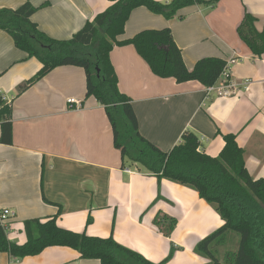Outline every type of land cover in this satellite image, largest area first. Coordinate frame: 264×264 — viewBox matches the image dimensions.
Masks as SVG:
<instances>
[{"label": "crops", "instance_id": "crops-1", "mask_svg": "<svg viewBox=\"0 0 264 264\" xmlns=\"http://www.w3.org/2000/svg\"><path fill=\"white\" fill-rule=\"evenodd\" d=\"M27 1L37 7L32 21L61 40L70 39L112 3L0 0V8L16 9ZM247 11L257 17L261 31L264 0H221L214 8L194 4L171 19L138 7L119 37L170 28L190 69L203 57L226 61L244 57L248 62L231 70L235 79L250 81L237 95L223 98L207 94L198 80L179 83L173 77H160L133 44L116 46L110 57L119 88L132 98L140 132L147 139L169 151L190 130L200 138L203 151L218 156L225 146L223 134L235 133L250 175L259 179L264 178V54L255 57L237 33ZM41 67L36 57H29L0 29V93L11 102L14 135L12 145L0 142V209L13 212L8 219V233L14 236L10 238L24 242L22 221L56 215L61 208L58 223L67 229L103 237L113 234L119 243L154 262L164 260L173 245L175 254L164 264L178 256L183 264H205L195 246L224 223L215 205L192 187L158 179L140 166H122L104 106L95 97H86L83 68L57 67L18 94ZM69 98L81 106L71 107ZM164 217L176 221L171 230ZM0 264L101 262L82 258L72 247L49 246L22 259L0 251Z\"/></svg>", "mask_w": 264, "mask_h": 264}, {"label": "trees", "instance_id": "trees-1", "mask_svg": "<svg viewBox=\"0 0 264 264\" xmlns=\"http://www.w3.org/2000/svg\"><path fill=\"white\" fill-rule=\"evenodd\" d=\"M111 1L93 21H87L65 40L50 37L39 29L31 19L37 7L29 1L16 9L0 8V29L9 33L15 45L29 57H36L42 63L41 69L19 87L18 94L57 67L73 65L83 68L86 97L93 96L104 106L112 126L114 146L121 152L122 166H140L158 179L167 178L192 187L202 199L215 205L224 223L201 239L195 251L209 257L212 264H264V178L254 179L250 175L237 135L223 134L225 146L218 156L203 151L200 138L190 130L184 131L181 141L169 151L161 149L140 132L132 98L120 90L110 57L116 46L133 44L160 77H173L179 83L198 80L205 86L215 84L227 61L208 56L188 68L170 28L144 29L131 38L119 37L124 34L127 21L138 7H147L153 13L171 19L187 6L197 4L214 8L221 0ZM257 20L247 11L237 33L252 54L261 57L264 54V28L257 29ZM0 127V142L12 145V106L3 100L1 93ZM60 215L61 208L56 215L22 221L20 231L25 236L22 243L10 238L8 220L5 226L0 222V251L22 259L37 255L49 246H68L78 250L82 258L99 259L101 264H164L174 255L172 245L164 260L154 262L119 243L113 234L103 237L65 228L58 223ZM91 220L92 216H89L88 223ZM164 221L168 222L170 230L176 222L168 217H164ZM170 230L165 233L169 235ZM230 231L240 235L239 247L235 252L226 253L222 262L215 251L225 242Z\"/></svg>", "mask_w": 264, "mask_h": 264}, {"label": "built area", "instance_id": "built-area-1", "mask_svg": "<svg viewBox=\"0 0 264 264\" xmlns=\"http://www.w3.org/2000/svg\"><path fill=\"white\" fill-rule=\"evenodd\" d=\"M238 58V57H237ZM237 58H231L227 61V66L223 70L222 74L220 75L219 79L216 81L215 84L211 86H206L207 94L215 93L219 97L227 98L233 95H237L241 89L247 87L249 80H237L231 75V65L237 61ZM3 100L4 97L2 96ZM68 104L71 107H80V102L74 98H69L67 100ZM7 104L11 105L10 100L6 102ZM128 172H131V169H126ZM13 216V212L9 208L0 209V222L2 225H6L7 220Z\"/></svg>", "mask_w": 264, "mask_h": 264}, {"label": "rangeland", "instance_id": "rangeland-1", "mask_svg": "<svg viewBox=\"0 0 264 264\" xmlns=\"http://www.w3.org/2000/svg\"><path fill=\"white\" fill-rule=\"evenodd\" d=\"M246 63L248 62V59H245L244 57L242 58H237V61L235 63H233L231 65V70L233 72V70L239 66L238 64L240 63ZM237 78V77H236ZM221 226V225H220ZM219 226V227H220ZM218 227V228H219ZM218 228L214 229L213 231H211V233H213L215 230H217ZM210 233V234H211ZM209 235V234H208ZM208 235H205L208 236ZM11 238H13L14 236L13 235H9ZM204 237V238H205ZM203 239V238H202ZM239 240H240V235L237 233V232H234V231H230L228 232L227 236H226V240L224 243H222L221 245H219L217 248H216V251H215V255L223 262L225 260V255L226 253L228 252H235L237 251L238 247H239ZM24 241H25V238H24ZM175 254V252H174ZM201 257L203 256V258H205V261L206 263L205 264H212V260L209 258V257H206L202 254H200ZM174 256V255H173ZM182 256H178V258H176L174 261H172L170 264H183V259L181 258Z\"/></svg>", "mask_w": 264, "mask_h": 264}]
</instances>
